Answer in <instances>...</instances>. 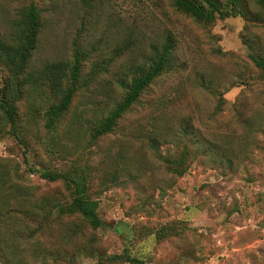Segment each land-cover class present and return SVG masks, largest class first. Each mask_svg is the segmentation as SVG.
<instances>
[{
  "label": "rangeland",
  "instance_id": "obj_1",
  "mask_svg": "<svg viewBox=\"0 0 264 264\" xmlns=\"http://www.w3.org/2000/svg\"><path fill=\"white\" fill-rule=\"evenodd\" d=\"M88 1L0 0L4 36L22 6L41 11L27 74L71 62L73 41L91 54L53 130L43 120L50 100L29 88L32 79L16 103L15 131L0 121V264H124L114 258L122 253L145 264H264V77L249 57L264 51V24L229 17L203 27L172 0ZM246 3L262 14L255 0ZM168 30L176 41L168 71L111 134L92 141L89 127L120 101L128 68ZM125 41L131 50L119 55ZM104 59L106 69L90 77ZM186 146V170L177 176L161 158H177ZM74 162L90 173L88 195L105 226L81 225L83 237L71 242V220L40 213L68 202V193L40 172L61 173Z\"/></svg>",
  "mask_w": 264,
  "mask_h": 264
},
{
  "label": "trees",
  "instance_id": "obj_2",
  "mask_svg": "<svg viewBox=\"0 0 264 264\" xmlns=\"http://www.w3.org/2000/svg\"><path fill=\"white\" fill-rule=\"evenodd\" d=\"M255 1L262 14L247 11L246 0H172V4L178 12L203 27L229 17H241L251 23L264 24V0ZM43 23L41 11L37 5L29 3L18 11L12 23L11 33L4 36L0 32V64L7 71L5 78L0 70V121L7 124L13 131L17 128L16 103L22 96V87L29 85V79L33 81L29 88H33V91L37 88L42 90V94L45 93L50 100L45 107L43 120L45 127L51 131L69 110L73 97L79 89L82 63L90 59L91 54L83 50L76 41H73L71 62H49L44 64L36 77L27 74L28 65L37 49L40 34L44 28ZM165 33L160 44L151 45L142 64L128 68L131 77L128 82L121 81L124 93L120 101L98 124L89 127V136L92 141L111 134L122 117L138 102L144 91L158 77L168 71L173 62L172 53L176 41L172 30ZM117 50L120 52L119 55L128 54L131 47L128 41H125ZM249 57L264 77V51L250 54ZM108 62L107 59H104L93 63L89 72L90 77L105 70ZM215 96L218 101L217 109H221L225 100L217 92H215ZM149 145L155 149V139L150 138ZM187 148L186 146L184 154L177 158H161L169 172L177 176H182L185 173ZM40 175L47 181H61L68 193V202H55V205H51L50 208H41L40 213L44 214L46 218L54 216L57 219L71 220L67 230L71 242L77 235L83 237L81 225L90 231H96L105 226L98 214V202L88 195L90 173H87L80 163H72L68 170L61 173L44 171L40 172ZM89 240L92 238L90 237ZM85 248L89 250L90 247L86 246ZM81 250L83 249L80 248ZM72 258V256H68L67 260L72 261ZM114 258L121 260L124 264H145L144 259L132 257L126 253L116 255Z\"/></svg>",
  "mask_w": 264,
  "mask_h": 264
}]
</instances>
